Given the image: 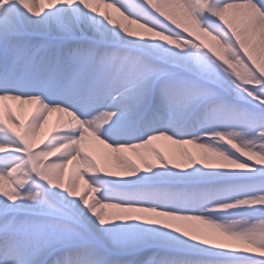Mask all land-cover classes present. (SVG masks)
<instances>
[{
    "label": "snow or ice",
    "instance_id": "obj_1",
    "mask_svg": "<svg viewBox=\"0 0 264 264\" xmlns=\"http://www.w3.org/2000/svg\"><path fill=\"white\" fill-rule=\"evenodd\" d=\"M0 264H264V0H0Z\"/></svg>",
    "mask_w": 264,
    "mask_h": 264
},
{
    "label": "bare ground",
    "instance_id": "obj_2",
    "mask_svg": "<svg viewBox=\"0 0 264 264\" xmlns=\"http://www.w3.org/2000/svg\"><path fill=\"white\" fill-rule=\"evenodd\" d=\"M185 147H188L191 151H193V152H196L197 150L193 147V146H191V145H188V146H185ZM81 184H82V182H81Z\"/></svg>",
    "mask_w": 264,
    "mask_h": 264
}]
</instances>
